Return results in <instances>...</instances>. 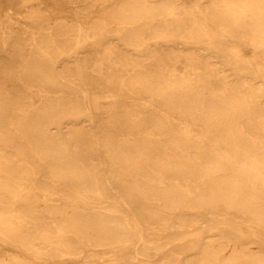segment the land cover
I'll return each mask as SVG.
<instances>
[{
    "label": "bare ground",
    "instance_id": "1",
    "mask_svg": "<svg viewBox=\"0 0 264 264\" xmlns=\"http://www.w3.org/2000/svg\"><path fill=\"white\" fill-rule=\"evenodd\" d=\"M21 2L0 17V264H264V0ZM176 230L194 254L157 261Z\"/></svg>",
    "mask_w": 264,
    "mask_h": 264
},
{
    "label": "rangeland",
    "instance_id": "2",
    "mask_svg": "<svg viewBox=\"0 0 264 264\" xmlns=\"http://www.w3.org/2000/svg\"><path fill=\"white\" fill-rule=\"evenodd\" d=\"M46 4L47 8L52 10L59 9V6L54 5V0H43ZM59 1V0H58ZM25 8V3L21 2V0H4L3 3L0 4V17H3L6 13L12 12L15 16L16 21H19L23 15ZM181 69V66L179 65ZM210 228L208 225L201 230L204 236H208L210 234ZM162 243L166 244L167 249L171 248L172 252H169L166 248L159 255H157L156 260L159 262H170L175 263L179 257L191 256L194 254L195 249L198 246V240L195 239L193 233H186L185 231H172L167 233L162 240ZM254 247V246H252ZM0 248L12 253H17L15 249H11L2 245L0 243ZM84 254H88V249H84ZM100 259L94 260V262L85 261L83 257L77 258H65L62 259V264H98L101 259L109 261V255L99 254Z\"/></svg>",
    "mask_w": 264,
    "mask_h": 264
}]
</instances>
